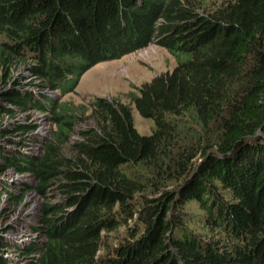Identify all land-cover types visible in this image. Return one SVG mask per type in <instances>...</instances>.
Listing matches in <instances>:
<instances>
[{
	"label": "trees",
	"instance_id": "obj_1",
	"mask_svg": "<svg viewBox=\"0 0 264 264\" xmlns=\"http://www.w3.org/2000/svg\"><path fill=\"white\" fill-rule=\"evenodd\" d=\"M200 1L0 0V172L33 173L22 190L47 200L41 238L16 249L28 264H264V0ZM151 41L176 64L131 96L150 133L129 103L94 96L77 113L43 98L32 106H48L54 128L42 152L7 146L28 88L66 93ZM54 182L64 204L51 202ZM20 188L0 179L4 198Z\"/></svg>",
	"mask_w": 264,
	"mask_h": 264
},
{
	"label": "rangeland",
	"instance_id": "obj_2",
	"mask_svg": "<svg viewBox=\"0 0 264 264\" xmlns=\"http://www.w3.org/2000/svg\"><path fill=\"white\" fill-rule=\"evenodd\" d=\"M218 0H201L200 4L214 6ZM207 10V9H206ZM205 9H199V15L207 14ZM176 64V59L165 48L151 41L147 46L139 48L133 52L121 56L117 59H105L93 64L91 67L82 71L76 77L74 85H68L66 89L70 91L63 93L60 89H45L43 93L51 95L58 104H65L69 111L81 112L86 101L94 96H107L123 103H129L132 114L134 128L141 134H148L154 127L153 119L139 115L131 100L133 94L138 93V88L149 81L155 75L171 71ZM23 73L28 76L27 71L17 69L14 75ZM75 76V75H74ZM28 79V78H27ZM48 108V106H46ZM47 108L39 111L32 105L20 107L15 110V118L19 125L12 127V139L22 140L13 143L29 154H40L43 144L52 136L54 124L50 120V111ZM82 114L84 117L88 114ZM2 120V121H1ZM0 126L9 127V119L0 118ZM28 128H27V127ZM25 129H21L24 128ZM22 130L20 133H17ZM19 135V136H18ZM6 143H9L5 141ZM0 179L7 181L15 180L11 186L20 185L21 188L13 192L18 202L5 197L6 191L0 194V236L6 239V243L0 244V254L11 259L10 264H28L16 249L28 246L33 240L37 241L41 237L32 230L38 226V217L47 203V200L34 190L23 191L34 180L33 173L29 171L18 172L17 170L4 166L0 172ZM186 183V182H185ZM50 186V185H49ZM51 202L64 204L59 197V183L51 184ZM163 193L153 196L152 200L160 199ZM72 208V207H71ZM194 209V205H193ZM4 227V228H3ZM193 227V226H192ZM194 228V227H193ZM119 231L109 235L106 239L109 249L127 237L125 229L120 227ZM106 236V235H105ZM108 249V250H109ZM101 252L99 256L104 255Z\"/></svg>",
	"mask_w": 264,
	"mask_h": 264
},
{
	"label": "clouds",
	"instance_id": "obj_3",
	"mask_svg": "<svg viewBox=\"0 0 264 264\" xmlns=\"http://www.w3.org/2000/svg\"><path fill=\"white\" fill-rule=\"evenodd\" d=\"M31 88V87H30ZM30 88H28L27 90L30 92V94H31V105H32V102H33V99H37V98H35L33 95H32V92H34L33 91V89H30ZM46 90V91H48V89H55L54 87H52V86H50L49 84H46V86L45 87H43L41 90ZM34 90H39V89H34ZM45 108H47V107H45ZM48 109V108H47ZM18 141H20L21 142V144H24V142L22 141V140H16L15 142H18ZM15 142H13V143H15ZM13 143L12 144H8L7 146H9L10 145V147L12 148V150L13 151H22V152H27V151H23L20 147H16V146H14L13 145ZM27 154H29L28 152H27ZM29 155H32V154H29ZM2 172V171H1ZM9 260H11V259H9ZM10 264V263H9Z\"/></svg>",
	"mask_w": 264,
	"mask_h": 264
},
{
	"label": "bare ground",
	"instance_id": "obj_4",
	"mask_svg": "<svg viewBox=\"0 0 264 264\" xmlns=\"http://www.w3.org/2000/svg\"><path fill=\"white\" fill-rule=\"evenodd\" d=\"M31 76V75H30ZM2 121V120H1ZM19 136V135H18ZM12 182H15V180H12V181H10V184L12 183Z\"/></svg>",
	"mask_w": 264,
	"mask_h": 264
}]
</instances>
